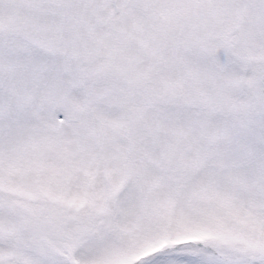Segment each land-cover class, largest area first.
<instances>
[{
  "label": "snow or ice",
  "instance_id": "snow-or-ice-1",
  "mask_svg": "<svg viewBox=\"0 0 264 264\" xmlns=\"http://www.w3.org/2000/svg\"><path fill=\"white\" fill-rule=\"evenodd\" d=\"M0 264H264V0H0Z\"/></svg>",
  "mask_w": 264,
  "mask_h": 264
}]
</instances>
